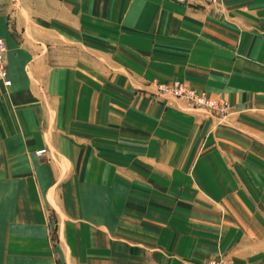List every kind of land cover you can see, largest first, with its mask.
I'll list each match as a JSON object with an SVG mask.
<instances>
[{
  "label": "crops",
  "instance_id": "1",
  "mask_svg": "<svg viewBox=\"0 0 264 264\" xmlns=\"http://www.w3.org/2000/svg\"><path fill=\"white\" fill-rule=\"evenodd\" d=\"M222 3L0 0V264L264 253V0ZM172 78L231 113L147 92Z\"/></svg>",
  "mask_w": 264,
  "mask_h": 264
},
{
  "label": "rangeland",
  "instance_id": "2",
  "mask_svg": "<svg viewBox=\"0 0 264 264\" xmlns=\"http://www.w3.org/2000/svg\"><path fill=\"white\" fill-rule=\"evenodd\" d=\"M180 1L196 3V4L197 3L206 4L209 6L212 13H218L223 8L222 0H220L218 8H214L213 6H211V4L203 0H180ZM7 19H9V16L7 17ZM0 37L2 38L1 35ZM4 47H5V44H4ZM4 65L6 67L5 59H4ZM174 80H179L185 89L187 88V89H190L191 91L189 92L188 90L185 93H173L172 91L169 92V91H164V90H158L156 87V84L158 82L166 84V85H170ZM147 84L151 85V89L147 91L149 95L151 96L163 95V96H168L169 98H174L179 103H181L185 108L195 110V112L198 114L211 115L216 120H223L224 118L229 116V114L231 113V109H230L231 105L226 98L215 95V94H210L206 92L205 90H202L200 88H197V87H194L188 84L182 79H179V78H172V79H165V80L152 79L151 81L147 82ZM43 149H44L43 150L44 152L45 148ZM35 150H33L34 153H35ZM36 155H39V154H36ZM48 226L49 225L47 224V229H48ZM261 227L264 229V225H261ZM51 238H50V241L53 240ZM260 239L263 241H259V244L264 245V237L263 238L260 237ZM203 264H264V253L257 255L255 258H251L250 260L249 259L243 260L239 257L234 256L233 254H230L229 252L215 251L213 255H210L203 262Z\"/></svg>",
  "mask_w": 264,
  "mask_h": 264
},
{
  "label": "built area",
  "instance_id": "3",
  "mask_svg": "<svg viewBox=\"0 0 264 264\" xmlns=\"http://www.w3.org/2000/svg\"><path fill=\"white\" fill-rule=\"evenodd\" d=\"M211 4L214 8H218L220 0H203ZM3 51H4V42L3 39L0 37V81L3 85H8L10 83V79L7 76L6 68L4 67V60H3ZM158 90L164 91H172L173 93H185L190 89H185L182 83L179 80H174L170 85H166L163 83L158 82L156 84ZM43 148H39L35 150L36 154H41L43 152Z\"/></svg>",
  "mask_w": 264,
  "mask_h": 264
},
{
  "label": "bare ground",
  "instance_id": "4",
  "mask_svg": "<svg viewBox=\"0 0 264 264\" xmlns=\"http://www.w3.org/2000/svg\"><path fill=\"white\" fill-rule=\"evenodd\" d=\"M4 51H5V47H4ZM4 51H3V60H4ZM5 67V66H4ZM6 68V67H5ZM10 79V78H9Z\"/></svg>",
  "mask_w": 264,
  "mask_h": 264
}]
</instances>
